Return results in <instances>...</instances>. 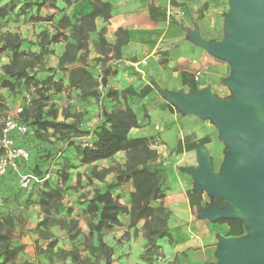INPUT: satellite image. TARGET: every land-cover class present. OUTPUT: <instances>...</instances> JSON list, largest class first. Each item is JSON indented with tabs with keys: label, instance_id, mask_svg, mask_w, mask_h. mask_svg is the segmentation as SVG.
<instances>
[{
	"label": "trees",
	"instance_id": "16d2710c",
	"mask_svg": "<svg viewBox=\"0 0 264 264\" xmlns=\"http://www.w3.org/2000/svg\"><path fill=\"white\" fill-rule=\"evenodd\" d=\"M80 1L9 0L0 4V22L23 18L25 24L45 23L51 29L39 32L36 49L32 47L34 43L24 46L25 41L16 32L0 34V54L7 58V63L0 68V111L6 109L10 99L20 98L18 106H22V112L18 118L27 127V133L13 138L15 144L29 154L27 161H16V172L10 170L0 177V199L6 201L7 193L14 191L15 198L24 195L20 203L24 211L32 207L38 209L41 219L32 231L37 235L34 247L36 254L48 264H111L113 248L104 243L103 236L122 226L119 217L123 215L128 217L127 228L134 236L141 233L145 252L154 253L157 262L163 258L162 246L166 242L174 244L168 227L171 212L158 204L169 190L166 168L153 148L157 147L156 137L129 138L130 130L139 128L140 124L127 97L111 89L105 91L107 79L117 73L107 63L119 60L121 48L127 43L126 33L122 30L116 31L114 44L105 38V25L112 17V5L104 0H87L88 13L69 10ZM42 11H46L45 17ZM150 16L153 21L164 18H155L153 8H150ZM97 18L104 23L99 30L95 26ZM92 34H95L93 40ZM90 43L98 55L94 59L95 64L100 65L98 70L88 65ZM57 44H63V51L57 58L56 67L52 68L48 61L55 54L52 47ZM164 63L160 61L161 65ZM182 82L189 91H198L194 82H187L186 73H182ZM152 89L154 84L144 86L140 96L144 98ZM71 92L82 104H98L97 121L91 130L81 127L84 112L71 110V107L61 109L57 105L62 94L70 102ZM120 97L122 107L114 104L107 110L102 105L103 99L117 103ZM168 106L180 114L173 106ZM197 143L206 145L210 140L205 137L187 141L184 146L178 143L174 151L176 154L194 151ZM120 152L125 154L122 165L116 162L106 168L96 165L100 161L112 160ZM85 166L90 167L84 176L87 184L92 185L94 181L103 184V188H94L91 196L80 199L79 206L86 219V235L73 216V208L63 205L65 185L74 175L75 186H80L82 176L76 170ZM54 168L57 170L53 172ZM72 171H76L75 174ZM53 173L56 180L52 178ZM20 175L35 177L39 182L21 189L18 184ZM46 175H49L48 179H45ZM109 176L111 178L107 181ZM128 188H131L129 193ZM125 194H128L127 204H121L119 200ZM186 194L190 202L201 206L203 192L192 188ZM214 203L219 207L224 205L220 199H214ZM141 222L142 226L137 228ZM217 223L227 226L225 236L243 234L239 220H219ZM19 225L17 215L11 212L0 214V264H34L18 261L25 249L18 243L22 232L16 236ZM55 227L72 243L83 236L85 255H81L82 251L75 244L71 249L60 247L51 230Z\"/></svg>",
	"mask_w": 264,
	"mask_h": 264
},
{
	"label": "crops",
	"instance_id": "0c3cea01",
	"mask_svg": "<svg viewBox=\"0 0 264 264\" xmlns=\"http://www.w3.org/2000/svg\"><path fill=\"white\" fill-rule=\"evenodd\" d=\"M104 1L110 3L113 8L112 17L105 25L106 40L108 43L114 44L117 30L124 31L127 40L126 45L121 48L120 59L111 60L107 63V66L115 69L117 73L107 79L105 91L111 89L117 91L119 95L126 96L128 104L135 111L140 127L130 130L129 138L156 137L157 139V147L153 146V148L157 150L160 157L159 161L166 168L169 185L166 197L160 200L158 204L171 212L168 227L174 239L172 247L168 246L161 249L160 253L163 258L156 262L154 253L145 252V241L140 232L135 251L132 250L134 246L132 237L127 241L119 242V238L123 233L122 229H126L128 226V217L125 215L120 216L119 221L122 226L115 227L103 236L104 243L113 248L111 264H209L211 257L214 258L215 249L212 254L209 251L201 250V258L194 263L188 261L189 257L178 254V251H182L180 245L190 239L188 228L191 226L206 228V232L203 234V241L206 244H211L216 240L217 234L224 235L227 231L225 224L216 226L218 228L212 226L209 229L207 222L198 219L194 221L192 218L186 195L189 189V178L181 172V168L196 166L195 153L194 151H183L181 154H176L174 151L178 143H181L182 146L187 144L183 141V136L191 132L188 129L190 124L195 123L198 128H201L202 124H198L193 116H182L183 120L181 121L177 112L169 108L168 103L161 98L155 87L144 98L140 96V90L144 86H152V84L168 91L188 90V87L182 82V73H186L187 82H194L198 90L209 87L219 98L229 96V90L222 85V80L227 78L229 73L228 65L208 55L205 50L193 45L186 38L187 31L197 26L200 35L204 39L216 41L219 30H222L228 0ZM58 4L61 5V3ZM150 8L154 9L155 18L164 17L163 20L153 21L150 16ZM69 10H80L88 13L90 8L87 0H82L72 5ZM49 13L51 14L53 11H49ZM95 26L96 30H99L104 26V23L97 18ZM52 49L56 50L55 55L58 58L63 51V44L54 45ZM160 61H165L164 65H161ZM192 61H196V64L192 65ZM198 69L201 71V75L195 81L192 72ZM114 104L122 107L121 97L117 103L111 102L110 99H103L102 102L107 110ZM83 112L84 115L80 120L81 127L84 130H91L97 121L99 107L95 105L92 111L86 108ZM174 126L177 127V130L172 134V141H169L167 139L168 134L165 131H171ZM155 127L159 128L157 133ZM201 137L204 138V136ZM205 146L211 158L213 150H210V153L209 147L213 146V140ZM116 160L118 164L122 165L125 162V154L120 152L112 160L100 161L96 165L106 168L115 163ZM182 162L184 164L180 166ZM177 168L178 171H176ZM110 178L109 176L106 180L109 181ZM130 191L131 188H128V193ZM127 201L128 194H125L119 200L121 204H127ZM40 219L41 216L39 215L38 222ZM174 221L179 222L178 227H175ZM141 226L142 222L139 223L137 228ZM80 228L82 230L81 226ZM53 229L51 230L54 233ZM177 229L182 230L183 236L181 235V238L175 235ZM214 229L219 232H212ZM82 232L86 234L83 230ZM28 234L30 233L22 234L21 238L18 239V243L25 246L18 259L21 258L23 253H26L31 257L24 261L34 264H48L35 253L34 241L36 238H33L32 243L29 241Z\"/></svg>",
	"mask_w": 264,
	"mask_h": 264
},
{
	"label": "water",
	"instance_id": "95a60500",
	"mask_svg": "<svg viewBox=\"0 0 264 264\" xmlns=\"http://www.w3.org/2000/svg\"><path fill=\"white\" fill-rule=\"evenodd\" d=\"M222 37L204 39L197 26L186 38L229 68L222 85L230 96L219 98L211 88L168 91L154 85L161 98L182 116L209 121L226 144L214 171L205 145L197 143L196 166L181 172L194 182V191L209 198L196 218L211 224L239 220L243 234H217L214 264H264V0H228ZM214 199L224 205L219 207Z\"/></svg>",
	"mask_w": 264,
	"mask_h": 264
},
{
	"label": "rangeland",
	"instance_id": "374dc122",
	"mask_svg": "<svg viewBox=\"0 0 264 264\" xmlns=\"http://www.w3.org/2000/svg\"><path fill=\"white\" fill-rule=\"evenodd\" d=\"M8 1L9 0H0V4H4L5 2H8ZM59 2H61V1H59ZM227 10H228V4H227ZM45 12L46 11H42V13H41L42 16H44V17L46 15ZM23 22H24L23 18L18 19V21H12V22L1 21L0 22V34L3 32H7V31L12 32V33L16 32V33L20 34V36L25 41L24 46L34 43L32 45V47H33V49H36L35 42L37 41L36 37L39 34V32H41L42 30L51 31V29H50L49 25L45 24V23L31 25V24H25ZM221 37H222V30H219L217 40H220ZM91 39L92 40L95 39V34L91 35ZM55 49H56V47H55ZM89 50H90V53H89V57H88V65L90 67H94V68H96V70H98L100 65L95 64L94 59L97 58V54L94 53L91 43L89 45ZM55 51L56 50H54V53H55ZM5 63H7V58L3 54H0V68ZM56 64H57V58H56V55L54 54L53 56H51L49 58L48 66L54 68V67H56ZM228 74H227V76H228ZM228 92H229V96H230V91H228ZM70 99H71V101L69 102L68 101L69 99H67L66 95L62 94L61 100L57 101V105L61 109L71 107V110H75L77 112H83L86 110V108H88L92 111L93 108L95 107V105L98 106V104H96L95 102L90 103V104L80 103L75 98L74 92H71ZM19 103H21L20 98H17V99L12 98V99H10V103H8L6 105V109H1V111H0V128H1V124L3 122L4 117L7 114H11L13 112L14 108L19 105ZM178 116H180L181 121H182L183 120L182 115L178 114ZM59 119H61V117H59ZM194 119L198 122V124H202V126H201V128H198V125H196L195 123L190 124L189 125L190 127H188V129L191 132L188 133L186 136L185 135L183 136V141L184 142L198 141L199 137H200V139L202 138L201 136H204V138L205 137L209 138L210 141L213 140V146L209 147L210 148L209 152H210V150L211 151L213 150L212 156H211V161H212L214 171H217L219 168V165L222 161L226 144L219 141L217 130L209 121H200L196 117H194ZM176 126H178V125H176ZM176 126H174L173 129H171V131L169 130V132L165 131L168 134L169 138L167 137V139L169 141H172V139H173L172 134H174L175 130H177ZM114 162L117 163V160ZM182 164H184V163L183 162L180 163V166H182ZM98 167L101 168V165H98ZM55 170H57V168H54L53 172ZM89 170H90V167H87V166L79 167L76 170L82 176L81 185L75 186L76 185L75 184V177L73 175L71 178V181L65 185L67 190L65 191V197L63 200V205L65 208H69V207L73 208V210H74L73 216L78 219L79 225L82 227V230L84 232H86V234H87L86 219L82 215L81 208L79 206V202H81L80 199L83 200L82 198L91 196L94 188H103V184H101L97 181H94L92 185L87 184L84 176L86 174H88ZM76 171H72V174H75ZM176 171H178V168L176 169ZM52 178L54 180H56L55 173L52 174ZM188 178H189L188 179V182H189L188 183V187H189L188 190H191L193 188V181L189 176H188ZM14 194H16L14 191L12 193H7L6 201L0 199V214H3L5 212H11V213L17 215V217L19 218V221H20V225L17 227L16 235H20V232H22V234L30 233V234H28L29 235V241H31L33 243V241H34L33 238H37V235L32 233V231L34 230L36 224L38 223L40 213H39L38 209L33 208V207L29 208L27 211H24L20 205V203L23 202L24 195H22V194L18 195L16 197L18 199H16ZM188 201H189L188 205L190 207V214H191L192 218L194 219V221H197L196 210L198 208H201V206H203L205 203H209V198L205 194H203L201 206H198L194 201L190 202L189 199H188ZM205 222H207L206 224H208L209 229L212 228V226H215L214 228H218V227H216L218 225L220 226V224H218V223H214L216 225H213V224L211 225V223H209L208 221H205ZM178 226H179V222L176 221L175 227H178ZM53 230H54L53 235L58 239L60 247L71 249L72 246L75 244V245H78L80 250L82 251L81 255L82 256L85 255V253L83 252V247H82L83 236L79 237V239L77 241H75V243H72L67 239V237L64 235L63 231L59 230L58 227H55ZM122 232L123 233H122L121 237L119 238V242L127 241L132 237L134 239V243H133L134 246L132 247V250L135 251L137 249V244H138L137 238L139 236V233L134 236L133 231L132 230L130 231L128 228L122 229ZM205 232H206L205 227H203V228H196V227H192V226L189 227L188 233H189L190 239H189V241L187 240L188 242L182 243L180 245V250H182V251H178V254H180V255L182 254L186 257H189L188 261L189 262L193 261V263L198 261L201 258V254H200L201 250L209 251V253L212 254L213 250L216 249V245H217L218 241L214 240L211 244H206L203 241V234ZM212 232L217 233L219 231H217V229H214ZM86 234H84V235H86ZM175 235H177L178 237L181 238L182 230L177 229L175 231ZM20 238L21 237L19 236L18 239H20ZM40 244H41V241H40ZM173 245L174 244L170 245L166 242L162 246V249H165L168 246L172 247ZM34 250H35V247H34ZM35 253H36V251H35ZM30 257H31L30 255L23 253L21 258L18 259V261L21 262V260L22 261H24L26 259L28 260ZM214 262H215V259L211 257L209 264H214Z\"/></svg>",
	"mask_w": 264,
	"mask_h": 264
},
{
	"label": "built area",
	"instance_id": "2783aa9c",
	"mask_svg": "<svg viewBox=\"0 0 264 264\" xmlns=\"http://www.w3.org/2000/svg\"><path fill=\"white\" fill-rule=\"evenodd\" d=\"M192 65L196 64V61L191 62ZM194 80L196 81L201 71L194 70L192 72ZM28 101V100H27ZM22 112V106H16L11 114H7L0 128V177L5 176L8 171H17L16 161H27L29 159L28 152L17 146L13 137L22 136L27 133V127L19 122V114ZM159 131L158 127H155V132ZM87 144L85 143V146ZM49 175H46L45 179H48ZM39 180L32 176H19V187L21 189H28L32 183H38Z\"/></svg>",
	"mask_w": 264,
	"mask_h": 264
}]
</instances>
